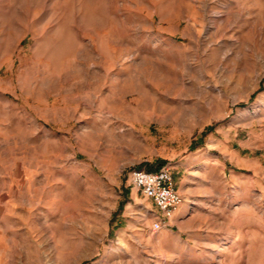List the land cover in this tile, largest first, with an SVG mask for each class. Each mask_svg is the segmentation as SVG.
I'll list each match as a JSON object with an SVG mask.
<instances>
[{
  "label": "rangeland",
  "instance_id": "374dc122",
  "mask_svg": "<svg viewBox=\"0 0 264 264\" xmlns=\"http://www.w3.org/2000/svg\"><path fill=\"white\" fill-rule=\"evenodd\" d=\"M0 264H264V0H0Z\"/></svg>",
  "mask_w": 264,
  "mask_h": 264
},
{
  "label": "built area",
  "instance_id": "2783aa9c",
  "mask_svg": "<svg viewBox=\"0 0 264 264\" xmlns=\"http://www.w3.org/2000/svg\"><path fill=\"white\" fill-rule=\"evenodd\" d=\"M131 182L161 212L162 216L152 225L154 232L160 231L183 203V196L176 187L170 168L136 169L131 173Z\"/></svg>",
  "mask_w": 264,
  "mask_h": 264
},
{
  "label": "crops",
  "instance_id": "0c3cea01",
  "mask_svg": "<svg viewBox=\"0 0 264 264\" xmlns=\"http://www.w3.org/2000/svg\"><path fill=\"white\" fill-rule=\"evenodd\" d=\"M159 168L153 169V170H157ZM190 176V175H189ZM190 180L194 181L196 180V182H199V180H203L204 178L198 174H191L190 176ZM194 183H192L191 187H187V185H184L183 187H178V191L182 194L183 196V203L180 207V209L176 212V214L174 216H176V219L179 221L180 219H184L186 217H188V215L190 214V209L193 207H205L206 204L204 203V201L202 200L204 198V196H207V192L205 191H200L197 188L193 187ZM138 191L139 190H133L131 192V196H137L138 195ZM206 194V195H205ZM145 197V196H144ZM146 198V197H145ZM148 199V198H146ZM150 200V199H148ZM152 203L153 201L150 200ZM154 204V203H153ZM155 205V204H154ZM196 205V206H195ZM156 206V205H155ZM184 210V211H183ZM157 217V219H159L162 215L161 212H157L155 213ZM173 216V217H174ZM156 219V220H157ZM171 220V219H170Z\"/></svg>",
  "mask_w": 264,
  "mask_h": 264
},
{
  "label": "trees",
  "instance_id": "16d2710c",
  "mask_svg": "<svg viewBox=\"0 0 264 264\" xmlns=\"http://www.w3.org/2000/svg\"><path fill=\"white\" fill-rule=\"evenodd\" d=\"M154 168H150L149 170H153Z\"/></svg>",
  "mask_w": 264,
  "mask_h": 264
}]
</instances>
